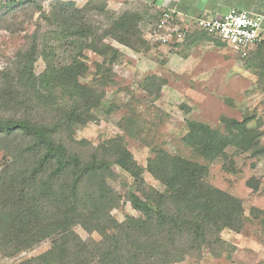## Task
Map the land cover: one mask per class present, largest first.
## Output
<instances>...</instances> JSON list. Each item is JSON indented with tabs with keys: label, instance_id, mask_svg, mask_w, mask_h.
Returning <instances> with one entry per match:
<instances>
[{
	"label": "trees",
	"instance_id": "1",
	"mask_svg": "<svg viewBox=\"0 0 264 264\" xmlns=\"http://www.w3.org/2000/svg\"><path fill=\"white\" fill-rule=\"evenodd\" d=\"M27 3L39 8L42 0H8L0 11L12 13ZM92 9L91 3L77 9L73 2H54L41 13L45 26L53 29L48 33L38 27L12 65L0 70V152L5 158L0 254L13 258L49 241L48 250L18 264H180L187 258L199 261L205 253L221 256L220 233L242 231L245 217L239 199L205 181L208 165L226 162L227 149L260 152L258 134L237 121L226 124L224 136L188 123L184 143L204 163L157 154L146 170L163 192L146 188L143 170L121 137L94 147L76 140V127L95 122L94 111L104 99L103 92L81 81L87 71L80 61L83 52L107 63L104 39L127 47L137 41L134 14L118 13L99 31L89 15ZM48 36L74 46L66 51L67 61L57 62L53 48L58 47ZM40 58L45 69L36 75ZM115 169L135 185L126 199L138 216L122 222L111 216L121 199L110 185L118 177ZM76 227L100 239L83 240Z\"/></svg>",
	"mask_w": 264,
	"mask_h": 264
},
{
	"label": "rangeland",
	"instance_id": "2",
	"mask_svg": "<svg viewBox=\"0 0 264 264\" xmlns=\"http://www.w3.org/2000/svg\"><path fill=\"white\" fill-rule=\"evenodd\" d=\"M56 1L42 0L37 3L39 8L27 3L12 13L0 11V70L12 65L38 27L48 33L53 29L45 26L41 13H48ZM60 1L73 2L77 9L91 3L89 15L99 31L106 29L109 19L118 13L128 11L136 16L137 41L133 40L130 47L110 38L102 41L107 48V63L101 56L83 52L80 61L87 71L81 81L103 92L104 99L94 111L96 121L76 127L75 138L94 147L121 137L143 170L147 189L164 191L146 170L148 161L157 154L204 163L194 148L184 143L190 122L224 136L226 124L237 121L258 134L255 145L260 152L251 155L227 149V161L209 164L205 175L210 185L241 201L245 217L242 231L225 229L220 233L225 243L221 256L205 253L199 261L187 258L180 264H264V48L239 52L193 30L181 40L172 37L165 44L154 35L153 26L160 14L149 5L133 0ZM5 3L0 2V9ZM48 38L53 47H58L53 48L57 62L67 61L66 51L74 46ZM114 51L115 60L110 63ZM44 69L45 62L40 58L34 72L38 75ZM4 164V153L0 152V171ZM115 171L117 180L110 185L121 199L111 216L122 222L128 216H138L126 199L135 185L128 175ZM75 232L83 240L100 239L80 227ZM49 247L50 242L44 241L13 258L0 254V264H18Z\"/></svg>",
	"mask_w": 264,
	"mask_h": 264
},
{
	"label": "built area",
	"instance_id": "3",
	"mask_svg": "<svg viewBox=\"0 0 264 264\" xmlns=\"http://www.w3.org/2000/svg\"><path fill=\"white\" fill-rule=\"evenodd\" d=\"M177 16L176 12L171 10L160 14L153 27L154 35L158 40L165 44L172 37L181 40L186 32L193 30L204 32L239 52L253 50L263 42L261 31L264 16L250 11L231 8L214 20L198 17L179 19Z\"/></svg>",
	"mask_w": 264,
	"mask_h": 264
},
{
	"label": "crops",
	"instance_id": "4",
	"mask_svg": "<svg viewBox=\"0 0 264 264\" xmlns=\"http://www.w3.org/2000/svg\"><path fill=\"white\" fill-rule=\"evenodd\" d=\"M154 8L159 14L163 11H175L179 19L198 17L214 20L231 8L250 11L264 16V0H133ZM263 42L256 47L264 48V20L262 25Z\"/></svg>",
	"mask_w": 264,
	"mask_h": 264
}]
</instances>
